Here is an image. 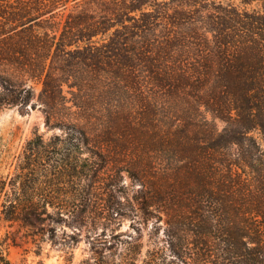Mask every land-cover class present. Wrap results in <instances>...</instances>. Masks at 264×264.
<instances>
[{
    "label": "rangeland",
    "instance_id": "1",
    "mask_svg": "<svg viewBox=\"0 0 264 264\" xmlns=\"http://www.w3.org/2000/svg\"><path fill=\"white\" fill-rule=\"evenodd\" d=\"M254 14L264 0H0V201L23 205L0 213L12 264L136 249L135 264H243L239 240L264 246L252 197L231 189L223 215L210 201L229 175H264V133L212 75L257 37Z\"/></svg>",
    "mask_w": 264,
    "mask_h": 264
},
{
    "label": "trees",
    "instance_id": "2",
    "mask_svg": "<svg viewBox=\"0 0 264 264\" xmlns=\"http://www.w3.org/2000/svg\"><path fill=\"white\" fill-rule=\"evenodd\" d=\"M261 16L264 17V15ZM240 22H243V18L240 19ZM246 23L251 25L253 33H255L257 37L253 36V39L249 37L245 39L239 38V45H237L232 55H219V67L212 75L216 79L217 87L220 89L221 93L231 101V104L236 108V111H238V115L244 116L247 114L251 120H254L255 126L259 127L264 133V19L254 14ZM262 40L263 44L261 43ZM247 42L251 43L248 44ZM195 70H197L196 67ZM197 72L198 74L195 75L197 79H206L208 77L205 71L201 73L199 71ZM248 158H250L248 162L243 158L241 160L252 167L253 170H257L253 162L259 158ZM228 178L230 179L231 185L226 182L227 180H222L224 183L221 185L222 187L219 188V192H223L220 197L212 199V197H210L212 193L210 190L208 191V187H205V193L201 194L210 197V201L214 203L216 207L219 206L218 210H220V214L223 215L227 210L223 206L225 202L222 200V197L228 193H234L233 190H237L240 194L238 203H241L243 206L242 201L247 199V196H250L252 197V201L250 203L251 209H249V212L255 214L256 217L258 215L264 216V175L259 178L255 177L254 184L251 188L244 179L239 181L240 179L231 178L230 175ZM231 189L232 192L230 191ZM2 191H4V194L8 193L4 187L0 185V192ZM22 208L23 205L21 203L8 198L0 201V213L7 219L15 217L17 212ZM259 240L260 239L255 237L245 242L239 240L240 243H243V249L239 251V254L243 257V264H264V246L260 244ZM251 243L252 245H249ZM139 252L140 249L133 250L129 253V256L122 259L121 263L114 260L110 261L105 258V255H101V257L94 255L81 259L78 264H135ZM0 264H12V261L4 251L1 240Z\"/></svg>",
    "mask_w": 264,
    "mask_h": 264
}]
</instances>
